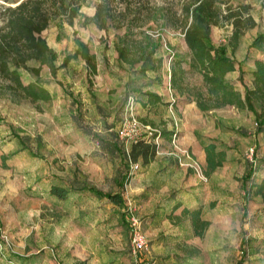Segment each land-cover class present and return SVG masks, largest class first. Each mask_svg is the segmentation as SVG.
Masks as SVG:
<instances>
[{"label":"rangeland","instance_id":"1","mask_svg":"<svg viewBox=\"0 0 264 264\" xmlns=\"http://www.w3.org/2000/svg\"><path fill=\"white\" fill-rule=\"evenodd\" d=\"M19 1L0 0V9ZM98 1L80 7L73 27L55 21L42 33L61 67L55 77L46 67L38 77L20 72L23 84L49 91L50 103L0 98V264H264V192L255 189L264 180V125L259 128L252 113L231 106L182 110L196 105V92L206 97L207 87L189 68L180 31L159 27L161 21L135 30L137 39L159 41L161 69L142 76L121 65L114 44L123 30L81 26ZM150 1L179 12L186 0ZM225 1L232 8L250 6L256 23L234 50L228 44L231 26L211 30L213 45L225 46L236 64L225 81L243 95L240 71L251 86L253 61L263 58L250 46L264 34V0ZM78 41L95 55V75L73 58ZM172 64L183 71V95L170 89ZM144 93L161 102L148 103ZM132 118L161 137L176 120L177 150L170 140L143 134L141 139L157 146L156 155L131 170V145L116 132ZM193 140L223 152L222 166L209 170L206 161L201 164L190 149ZM51 187L68 191V198H53ZM116 193L120 205L102 196ZM132 216L147 241L140 253L131 244Z\"/></svg>","mask_w":264,"mask_h":264},{"label":"trees","instance_id":"2","mask_svg":"<svg viewBox=\"0 0 264 264\" xmlns=\"http://www.w3.org/2000/svg\"><path fill=\"white\" fill-rule=\"evenodd\" d=\"M86 1L20 0L15 6L0 9V98L15 104L28 101L35 106H38L39 102L52 101L49 91L38 83L23 84L20 72L23 70L38 77L42 68L46 67L50 75L55 77L61 67L56 65L57 55L48 46L42 33L55 21L65 22L73 27L76 18L80 17V7ZM228 4L225 0H186L178 12L171 5L159 7L150 0H99L93 16L83 17L81 26L93 25L103 31L109 28L123 30V34L117 37L114 44L117 61L121 65L137 69L142 76L160 70L162 59L156 55L159 41L145 36L137 39L135 30L161 21L160 25L157 24L159 27L180 31L190 54L189 68L201 76L203 84L207 87L206 97L199 91L194 95L197 108L201 112L226 106L246 110L255 116L257 126L261 128L264 125V34L256 36L250 46L263 56L253 61V69L250 71L251 86L244 83L243 73L240 71L239 81L244 87V94L241 95L225 81L229 74L236 71V64L225 46L213 45L211 30L231 26L228 44L231 50H234L241 37L254 29L256 23L250 14V6L232 8ZM77 46L78 50L73 58H80L88 71L95 75V55L87 45L79 41ZM69 59L70 57L65 58L64 62ZM30 63H35L37 67L30 68ZM173 64L170 69V89L183 95V71ZM144 94L148 103L161 102L153 93ZM163 138L171 140L170 134L160 136V139ZM156 151L155 144L139 139L131 144L128 157L132 163L141 161L143 165H147L155 158ZM205 161L207 169L214 170L225 162V154L216 152L212 145L207 146ZM252 172L253 166L247 176L250 177ZM244 186L243 181L242 187ZM255 189L257 192H264V180L256 185ZM88 190L100 194L93 188ZM49 194L59 201L68 198V191L60 187H51ZM102 196L114 205H120L123 201L119 193ZM182 214L186 216L189 211L184 209ZM190 214L197 216V211ZM197 221L195 218L196 227Z\"/></svg>","mask_w":264,"mask_h":264},{"label":"built area","instance_id":"3","mask_svg":"<svg viewBox=\"0 0 264 264\" xmlns=\"http://www.w3.org/2000/svg\"><path fill=\"white\" fill-rule=\"evenodd\" d=\"M174 99H172V103ZM170 113L173 115V112L170 110ZM173 127L170 133V143L174 149L177 150V145L175 144L176 137L178 134V124L177 121L174 120ZM145 135L154 136V140H159L161 136V132L159 130L151 128L149 125H141L137 122L136 119L132 118L129 121L125 122L123 126L117 130L116 136L131 145L137 140L141 139L140 137ZM138 169V165L136 163L131 164V170L136 171ZM130 228H131V244L133 247L134 253H140L147 248L146 237L142 231L141 223L135 217H131L129 220Z\"/></svg>","mask_w":264,"mask_h":264},{"label":"crops","instance_id":"4","mask_svg":"<svg viewBox=\"0 0 264 264\" xmlns=\"http://www.w3.org/2000/svg\"><path fill=\"white\" fill-rule=\"evenodd\" d=\"M230 75V74H229ZM164 102V101H163ZM167 102V101H166ZM188 106V110L190 112H195L194 110H196V105H183L182 110H186L185 107ZM171 110L173 109L172 106H170ZM169 130V129H168ZM162 141V140H161ZM206 146H200L199 143L196 142V140H193L192 143H190V149L192 151L193 154H196L198 157V161L201 164H204L205 162V149Z\"/></svg>","mask_w":264,"mask_h":264}]
</instances>
